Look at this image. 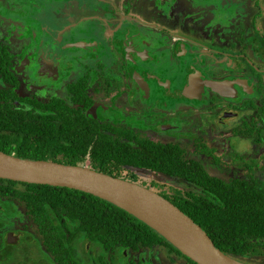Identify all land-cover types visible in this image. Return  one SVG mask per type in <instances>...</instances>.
I'll list each match as a JSON object with an SVG mask.
<instances>
[{
    "label": "flooded vegetation",
    "instance_id": "1",
    "mask_svg": "<svg viewBox=\"0 0 264 264\" xmlns=\"http://www.w3.org/2000/svg\"><path fill=\"white\" fill-rule=\"evenodd\" d=\"M241 1L245 11L236 13L231 0H146L149 17L124 1L123 13L106 8L101 16L82 17L101 21L100 36L87 24L74 38L77 24L41 18L44 4L55 0H0V48L9 56L1 66L16 79L11 88L21 97L78 105L84 116L111 129L174 146L210 174L261 177L264 45L258 41L264 39L256 24L264 3ZM60 4L51 9L54 15ZM76 42L81 47L70 45ZM69 46L80 54L65 55L61 49ZM68 93L79 102H70ZM84 95L92 100L83 108ZM25 228L5 229L3 223L0 241L17 243ZM7 233L12 243H6Z\"/></svg>",
    "mask_w": 264,
    "mask_h": 264
},
{
    "label": "trees",
    "instance_id": "2",
    "mask_svg": "<svg viewBox=\"0 0 264 264\" xmlns=\"http://www.w3.org/2000/svg\"><path fill=\"white\" fill-rule=\"evenodd\" d=\"M8 57L0 48V77L5 83L0 87L1 152L86 166L136 183L172 203L223 254L241 262L243 258L264 257V187L260 177L210 174L199 163L184 159L174 146L140 139L123 127L111 129L84 116L78 105L72 107L54 97L47 101L21 97L11 88L16 79L1 66ZM68 100L79 102L70 93ZM91 100V96H82V107ZM2 203L9 207L5 213L17 216L21 223L27 221L22 226L37 239V243L31 242L39 246V264H155L150 263L151 251L162 252L170 263L176 255L183 264H196L142 221L79 190L0 178ZM3 223L0 219V226ZM82 242L88 244L85 250ZM15 245L0 241V264L13 259ZM21 252L23 257L25 246ZM16 264H25V260Z\"/></svg>",
    "mask_w": 264,
    "mask_h": 264
},
{
    "label": "water",
    "instance_id": "3",
    "mask_svg": "<svg viewBox=\"0 0 264 264\" xmlns=\"http://www.w3.org/2000/svg\"><path fill=\"white\" fill-rule=\"evenodd\" d=\"M81 47V43L70 44ZM0 178L79 190L103 199L142 221L196 264H246L223 254L206 233L172 203L148 188L86 166L18 158L0 151ZM11 233L6 243H12Z\"/></svg>",
    "mask_w": 264,
    "mask_h": 264
},
{
    "label": "rangeland",
    "instance_id": "4",
    "mask_svg": "<svg viewBox=\"0 0 264 264\" xmlns=\"http://www.w3.org/2000/svg\"><path fill=\"white\" fill-rule=\"evenodd\" d=\"M56 2L54 3H50V4H44V6L41 8V18L43 19V21H48L50 20L53 16L54 17H58L57 20L62 21L63 24H77V29H75L72 32L71 37L73 36L74 38L79 37L82 31H85L87 28V24H90V28L92 27V25L96 26V29L94 32H96V35L98 33V35L100 34V27H102V23L100 20H88V21H83L81 20L83 16H88V15H95V16H101L104 14V10L107 8V10H112L114 9V11H118V12H125L126 9H123V3L125 2H130L131 4L129 5V8H131L134 13L138 12L141 13V15L143 16L144 14L141 11L145 12L144 17H149L152 13L149 11V7L146 6V4L144 3L146 0H99L100 3H98L97 0H55ZM63 1V2H62ZM101 1H106L104 3H102ZM125 1V2H124ZM232 4L234 5L233 8L235 10L236 13H238V11H245L244 6L240 3L242 2L241 0H231ZM58 2H61V4L57 7L58 9L55 11L56 15H54V11H52L51 9L57 5ZM234 2V3H233ZM258 5H263V1L262 0H258L257 1ZM205 4H206V0H205ZM231 4V3H230ZM248 11V10H246ZM130 12V11H129ZM245 14V12H243ZM264 15V13H263ZM53 19H51L50 22H52ZM104 23V22H103ZM257 27L258 30L260 31L261 34V38L262 40L264 39V16H262L258 21H257ZM82 30V31H81ZM14 31V30H13ZM13 31H10V35L8 37L9 40L12 39V36L15 34H12ZM99 31V32H98ZM7 33V32H5ZM3 33V34H5ZM9 33H7L9 35ZM6 34V35H7ZM7 35V36H8ZM50 35V34H49ZM95 35V34H94ZM95 35V38H97V36ZM19 35H17L18 37ZM100 36V35H99ZM88 37H93V34H88ZM73 38V40H74ZM19 37H18V41H16V43L19 42ZM261 39L259 38V44L260 46L264 45V40L260 41ZM71 47V46H69ZM72 48V47H71ZM62 52L65 55H70V52L73 51L74 54H80L78 49H68V48H63L61 49ZM28 51L29 52H34V47L31 44L30 47H28ZM93 62V61H92ZM91 62V64H92ZM239 150H243L246 146L245 143L242 144H238L237 145ZM261 179V186L264 187V175L260 177ZM8 204H4L2 203V205L0 204V218L3 219L4 223V228L5 229H18V230H23L25 227H23L22 225L26 224V220L21 223L22 221H18L16 219V217H14L12 214H7L5 213V211H9L8 210ZM26 234L23 235L21 234V238H19L18 242L15 243L16 245L14 246V257L12 260L8 261L9 264H16L17 262H21L23 260H25V264H39V258H40V252H38L37 248H39V246H35L34 245V241L36 242V238L35 236L31 235V230L29 228H25ZM33 233V232H32ZM27 236H31L28 237ZM24 238L26 239L24 241ZM34 240L31 242V240ZM26 241H30V243H25ZM37 243V242H36ZM82 247L85 250V247L87 248L88 244L86 242H82ZM25 246V255L22 257V252L21 249L22 247ZM92 249H96L94 246H92ZM77 253H80L81 250L78 248V250H76ZM80 251V252H79ZM149 253V252H148ZM151 259L153 261V263L155 262V264H183L182 260L177 257L176 255H172V259L174 262L170 263L166 258H163V254L162 252H158V251H151ZM82 257L86 258L85 252L83 251V253H81ZM92 256L95 255V250L94 252L91 254ZM32 261H34L32 263ZM244 261V263L246 264H264V257H251L250 259H242V262Z\"/></svg>",
    "mask_w": 264,
    "mask_h": 264
}]
</instances>
